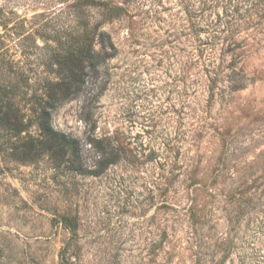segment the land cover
<instances>
[{
	"label": "rangeland",
	"instance_id": "rangeland-1",
	"mask_svg": "<svg viewBox=\"0 0 264 264\" xmlns=\"http://www.w3.org/2000/svg\"><path fill=\"white\" fill-rule=\"evenodd\" d=\"M59 2L0 0V92L25 122ZM126 3L98 79L52 112L98 172L0 129V264H264V0Z\"/></svg>",
	"mask_w": 264,
	"mask_h": 264
},
{
	"label": "trees",
	"instance_id": "trees-1",
	"mask_svg": "<svg viewBox=\"0 0 264 264\" xmlns=\"http://www.w3.org/2000/svg\"><path fill=\"white\" fill-rule=\"evenodd\" d=\"M59 1L58 7H64L53 12L52 16L62 18V24L47 25L46 22L41 30H36V35L44 41L40 46L45 51L43 64L52 77L40 78V87L30 98L31 115L26 122L20 108L14 107L6 94L0 92V129L9 130L17 137L33 124L38 134L32 136L27 133L22 145L23 154L32 157L40 151L47 152L54 157H66L67 168L71 171L97 173V170L87 169L83 165L79 139L53 127L52 112L81 94L89 81L94 83L93 79H98L100 67L113 55L114 50L111 34L104 25L127 13L128 0ZM20 35L23 37V34ZM23 38L27 39V36ZM20 78L22 82L27 81L23 75ZM100 146V149L104 148L102 142ZM106 152L108 150L103 149L102 153ZM109 163L112 161L101 163L99 167ZM245 202L250 204V198ZM62 222L73 235L76 223L66 216L62 217Z\"/></svg>",
	"mask_w": 264,
	"mask_h": 264
}]
</instances>
